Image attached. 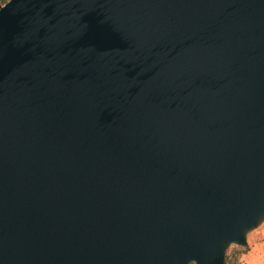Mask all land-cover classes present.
Segmentation results:
<instances>
[{"label":"water","instance_id":"1","mask_svg":"<svg viewBox=\"0 0 264 264\" xmlns=\"http://www.w3.org/2000/svg\"><path fill=\"white\" fill-rule=\"evenodd\" d=\"M264 224V0H0V264H226Z\"/></svg>","mask_w":264,"mask_h":264},{"label":"rangeland","instance_id":"2","mask_svg":"<svg viewBox=\"0 0 264 264\" xmlns=\"http://www.w3.org/2000/svg\"><path fill=\"white\" fill-rule=\"evenodd\" d=\"M234 255H239L237 264H264V224L248 234L247 245L229 247L226 264L227 258L231 261Z\"/></svg>","mask_w":264,"mask_h":264},{"label":"trees","instance_id":"3","mask_svg":"<svg viewBox=\"0 0 264 264\" xmlns=\"http://www.w3.org/2000/svg\"><path fill=\"white\" fill-rule=\"evenodd\" d=\"M8 0H2L3 3H6ZM238 256L239 255H234L232 258H231V261L229 260V258H227V264H237V260H238ZM191 264H194V263H191Z\"/></svg>","mask_w":264,"mask_h":264}]
</instances>
